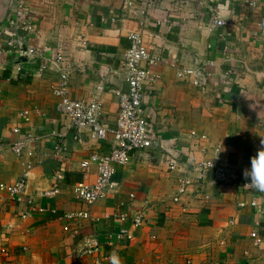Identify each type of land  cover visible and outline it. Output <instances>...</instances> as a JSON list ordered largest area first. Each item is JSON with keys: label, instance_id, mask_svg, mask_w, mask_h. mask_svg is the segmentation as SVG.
I'll list each match as a JSON object with an SVG mask.
<instances>
[{"label": "crops", "instance_id": "0c3cea01", "mask_svg": "<svg viewBox=\"0 0 264 264\" xmlns=\"http://www.w3.org/2000/svg\"><path fill=\"white\" fill-rule=\"evenodd\" d=\"M21 1L36 34L24 50L12 51L13 3L0 0V184L20 179L26 161L32 169L24 194L0 192V264H93L95 257L78 256L87 239L101 243L103 264H264V192L245 175L264 150V7L251 11L247 0H157L142 13V0L131 6L124 0ZM214 17L226 25L214 26ZM130 33L162 50L152 69L158 79L144 87L142 104L157 146L117 166L112 188L88 207L73 188L83 180L80 163L111 150L118 95L128 90L122 62ZM58 53L70 97L102 104L105 139L77 134L56 111L52 87L60 70L52 61ZM195 59L214 63L205 93L176 77V66L191 67ZM27 137L35 138L28 145L33 154L17 157L9 145ZM218 144L231 167L222 183L209 171H193ZM171 161L177 170L168 169ZM181 177L193 184L175 203ZM94 180L91 168L87 181ZM53 188L52 197L45 195ZM87 210L90 218L68 217ZM136 212L144 221L133 228ZM118 213L128 219L115 221ZM120 228L132 238L116 239Z\"/></svg>", "mask_w": 264, "mask_h": 264}, {"label": "built area", "instance_id": "2783aa9c", "mask_svg": "<svg viewBox=\"0 0 264 264\" xmlns=\"http://www.w3.org/2000/svg\"><path fill=\"white\" fill-rule=\"evenodd\" d=\"M128 6L132 5V0H124ZM157 0H142V13L154 5ZM13 16L9 21L11 27V37L7 46L12 50L19 48V44H26L36 34V30L30 20V12L21 0H12ZM247 6L251 11L259 7H264V0H247ZM213 24L216 27L226 25V22L218 17H214ZM258 28L262 27L260 22ZM130 46L123 54L122 67L124 70V80L128 86L126 93H120L119 109L116 115L115 124L110 130L112 137V146L108 154L91 153L87 159L80 163L83 180L75 184L73 188L74 196L77 200L83 202L88 207L94 205L98 200L103 198L112 188V177L115 174L117 166H126L135 152L157 146V142L149 133V121L146 113L142 108L144 100V87L154 84L158 77L152 73V69L162 61V50L156 47H147L140 33H130L128 36ZM83 44H85L83 42ZM56 68H59V80L52 87V94L57 98L56 111L64 115L70 121V126L75 129L77 134L87 133L92 141L105 139L107 128L101 121L102 104L98 100L73 99L69 94V72L63 70L64 58L58 53L52 61ZM213 62L210 60L201 61L195 59L191 67H177L176 77L178 79H190L193 86L201 93L207 91L208 84L211 80V67ZM14 133L18 130L14 129ZM193 134V133H192ZM204 138V137H202ZM264 138V135H263ZM34 137L20 139L9 145V149L17 156L26 155L31 157L33 152L28 145L34 141ZM0 148L2 145L0 144ZM56 150L59 151V148ZM25 172L23 176L10 184H0V192L14 198L25 193L27 188L28 173L32 169V163L26 161ZM91 168L95 170V180L93 183L87 181ZM170 171L177 170L175 162H168ZM231 167L227 156L221 144L216 145L212 150L210 158L205 159L198 165L193 166V171H209L214 181L227 182L229 180V171ZM193 173V172H192ZM236 175V174H235ZM234 175V176H235ZM236 177V176H235ZM60 176L57 175V179ZM190 177H181L178 179V195L173 198V202H179V196L184 194L187 187L192 185ZM244 189L250 188V183L242 182ZM57 192L56 188L45 192V195L52 197ZM133 198V195L130 196ZM0 200V207H1ZM252 207H257L255 200L250 202ZM244 204H240V207ZM90 211L79 212L76 215H70V218H90ZM128 219L125 213L114 215V220L124 223ZM144 217L141 212H136L131 220V227L138 228L143 224ZM253 238L256 237L252 233ZM116 239L126 237L132 238V234L127 228H120L114 236ZM110 244V243H109ZM1 252L5 254V250ZM79 257L93 256L96 260L93 264H103L106 257L102 255V245L97 240L87 239L78 253Z\"/></svg>", "mask_w": 264, "mask_h": 264}, {"label": "clouds", "instance_id": "9594fccd", "mask_svg": "<svg viewBox=\"0 0 264 264\" xmlns=\"http://www.w3.org/2000/svg\"><path fill=\"white\" fill-rule=\"evenodd\" d=\"M245 175L251 179V184L259 191L264 192V150L257 153L251 160V169Z\"/></svg>", "mask_w": 264, "mask_h": 264}, {"label": "water", "instance_id": "95a60500", "mask_svg": "<svg viewBox=\"0 0 264 264\" xmlns=\"http://www.w3.org/2000/svg\"><path fill=\"white\" fill-rule=\"evenodd\" d=\"M19 47H20V51H22V50L25 49V44L20 43V44H19Z\"/></svg>", "mask_w": 264, "mask_h": 264}]
</instances>
